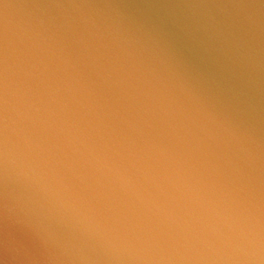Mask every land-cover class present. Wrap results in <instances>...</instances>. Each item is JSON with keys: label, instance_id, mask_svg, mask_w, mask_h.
Returning <instances> with one entry per match:
<instances>
[{"label": "water", "instance_id": "water-1", "mask_svg": "<svg viewBox=\"0 0 264 264\" xmlns=\"http://www.w3.org/2000/svg\"><path fill=\"white\" fill-rule=\"evenodd\" d=\"M0 264H264V0H0Z\"/></svg>", "mask_w": 264, "mask_h": 264}]
</instances>
